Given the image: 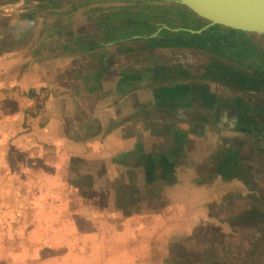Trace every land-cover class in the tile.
Returning <instances> with one entry per match:
<instances>
[{"label":"crops","instance_id":"1","mask_svg":"<svg viewBox=\"0 0 264 264\" xmlns=\"http://www.w3.org/2000/svg\"><path fill=\"white\" fill-rule=\"evenodd\" d=\"M143 5H0V264H264L251 93L126 37Z\"/></svg>","mask_w":264,"mask_h":264},{"label":"trees","instance_id":"2","mask_svg":"<svg viewBox=\"0 0 264 264\" xmlns=\"http://www.w3.org/2000/svg\"><path fill=\"white\" fill-rule=\"evenodd\" d=\"M154 7L129 8L112 20L125 24L126 37L133 33L132 36H136L137 40L146 41L147 49H183L205 55L208 59L207 76L230 90L264 95V35L234 31L222 26L193 33L190 30L198 31L208 21L184 6L183 10H177L172 15L146 12ZM156 8L159 11L163 9L161 6ZM188 23L192 26L190 29L187 28ZM249 35L253 36L252 40ZM262 128L256 133L261 141L264 138ZM258 143L250 150L262 156Z\"/></svg>","mask_w":264,"mask_h":264},{"label":"water","instance_id":"3","mask_svg":"<svg viewBox=\"0 0 264 264\" xmlns=\"http://www.w3.org/2000/svg\"><path fill=\"white\" fill-rule=\"evenodd\" d=\"M186 7L208 23L201 33L213 26L264 35V0H171Z\"/></svg>","mask_w":264,"mask_h":264},{"label":"rangeland","instance_id":"4","mask_svg":"<svg viewBox=\"0 0 264 264\" xmlns=\"http://www.w3.org/2000/svg\"><path fill=\"white\" fill-rule=\"evenodd\" d=\"M126 1V0H125ZM129 1H136V0H129ZM143 1V6L145 8L149 7H154V6H161L163 8L162 10L159 11L158 8L154 7L153 9H148L146 12L152 14L154 12H159L162 14L166 15H172L177 10L182 9L183 7L171 0H142ZM3 4V0H0V5ZM253 37V36H252ZM255 38L258 39L256 36ZM191 59H192V65L191 70L194 72H201L204 74V70L208 66V59L205 55L201 53H197L196 51H191L190 52ZM226 62H228L226 60ZM229 63V62H228ZM199 67V68H198ZM247 100L253 105L254 109H256L257 116H259L263 121H264V95L260 94H250L247 96Z\"/></svg>","mask_w":264,"mask_h":264},{"label":"flooded vegetation","instance_id":"5","mask_svg":"<svg viewBox=\"0 0 264 264\" xmlns=\"http://www.w3.org/2000/svg\"><path fill=\"white\" fill-rule=\"evenodd\" d=\"M181 11V10H180ZM176 13V11H174ZM173 20V19H172ZM192 26L190 23L187 24V28L190 29Z\"/></svg>","mask_w":264,"mask_h":264},{"label":"bare ground","instance_id":"6","mask_svg":"<svg viewBox=\"0 0 264 264\" xmlns=\"http://www.w3.org/2000/svg\"><path fill=\"white\" fill-rule=\"evenodd\" d=\"M218 28H222V27L218 26ZM248 37H249L251 40H252V38H253V37H252V36H250V35H249Z\"/></svg>","mask_w":264,"mask_h":264}]
</instances>
